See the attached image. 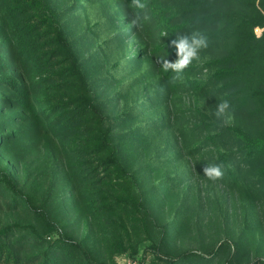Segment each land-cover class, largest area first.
<instances>
[{
    "label": "trees",
    "instance_id": "1",
    "mask_svg": "<svg viewBox=\"0 0 264 264\" xmlns=\"http://www.w3.org/2000/svg\"><path fill=\"white\" fill-rule=\"evenodd\" d=\"M130 3L0 0V264H264V0Z\"/></svg>",
    "mask_w": 264,
    "mask_h": 264
},
{
    "label": "clouds",
    "instance_id": "2",
    "mask_svg": "<svg viewBox=\"0 0 264 264\" xmlns=\"http://www.w3.org/2000/svg\"><path fill=\"white\" fill-rule=\"evenodd\" d=\"M129 7L137 10L132 12L131 28H141L142 22L149 19L147 14H142L147 7L146 0H131ZM167 35V32L161 33V37ZM171 45L176 49L177 59L173 62L163 57L158 59L157 62L160 64L163 72L174 73L172 80L177 81L182 80L185 70L190 68L193 61L199 59L200 51L208 47V38L200 31H193L190 35L177 33L176 39L171 41ZM230 110V101L226 99L221 100L216 105L214 115L217 119H223L225 123H228L231 120ZM203 172L204 176L212 182L222 180L224 177L223 165L221 164H207Z\"/></svg>",
    "mask_w": 264,
    "mask_h": 264
},
{
    "label": "rangeland",
    "instance_id": "3",
    "mask_svg": "<svg viewBox=\"0 0 264 264\" xmlns=\"http://www.w3.org/2000/svg\"><path fill=\"white\" fill-rule=\"evenodd\" d=\"M147 252V251H146ZM145 248L142 250V252L136 257V258H132L128 255H123V256H119L117 258V264H133L134 262H136V264H142L144 262L145 257ZM150 254H147V258L145 259V261L149 259Z\"/></svg>",
    "mask_w": 264,
    "mask_h": 264
},
{
    "label": "built area",
    "instance_id": "4",
    "mask_svg": "<svg viewBox=\"0 0 264 264\" xmlns=\"http://www.w3.org/2000/svg\"><path fill=\"white\" fill-rule=\"evenodd\" d=\"M255 31H256V33L259 35V34L261 33V31H262V28L257 27V28L255 29ZM133 264H136V262H134Z\"/></svg>",
    "mask_w": 264,
    "mask_h": 264
}]
</instances>
